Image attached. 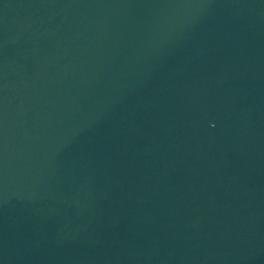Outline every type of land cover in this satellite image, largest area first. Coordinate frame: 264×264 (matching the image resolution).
<instances>
[{"label":"water","instance_id":"obj_1","mask_svg":"<svg viewBox=\"0 0 264 264\" xmlns=\"http://www.w3.org/2000/svg\"><path fill=\"white\" fill-rule=\"evenodd\" d=\"M0 264H264V0H0Z\"/></svg>","mask_w":264,"mask_h":264}]
</instances>
